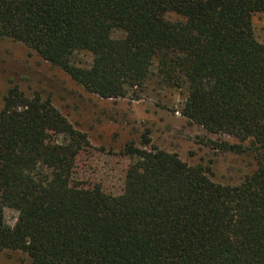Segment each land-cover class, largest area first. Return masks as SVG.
Masks as SVG:
<instances>
[{
	"label": "trees",
	"instance_id": "obj_1",
	"mask_svg": "<svg viewBox=\"0 0 264 264\" xmlns=\"http://www.w3.org/2000/svg\"><path fill=\"white\" fill-rule=\"evenodd\" d=\"M256 14L264 0H0V40L25 46L100 100L137 101L153 76L180 91L181 117L234 140L213 143L217 151L252 165L239 184H217L209 168L142 136L144 149L128 143L121 152L131 164L120 195L83 187L74 175L86 135L50 99L10 88L0 111V252L33 264H264ZM78 53L92 57L90 67L75 64ZM5 210L17 213L13 227Z\"/></svg>",
	"mask_w": 264,
	"mask_h": 264
},
{
	"label": "rangeland",
	"instance_id": "obj_2",
	"mask_svg": "<svg viewBox=\"0 0 264 264\" xmlns=\"http://www.w3.org/2000/svg\"><path fill=\"white\" fill-rule=\"evenodd\" d=\"M252 27L256 41L264 44V14L253 16ZM73 61L78 66L90 67L92 57L78 53ZM13 87H18L28 98L38 94L43 100L50 99L53 107L86 135L89 145L80 151L75 162L74 181L80 186L100 185L106 194L120 195L131 164L121 152L128 143L144 149L142 136L150 139L151 146L176 154L190 166L209 168L211 179L217 184L235 186L252 170L250 157L221 153L213 144L234 143V140L208 135L181 117L180 91L165 87L153 76L137 93V101L131 97L100 100L25 46L0 40V111L7 91ZM55 140L61 143L64 139ZM4 219L13 227L17 213L5 210ZM0 264L33 263L23 253L3 251Z\"/></svg>",
	"mask_w": 264,
	"mask_h": 264
}]
</instances>
